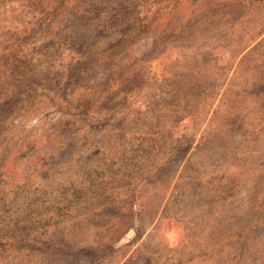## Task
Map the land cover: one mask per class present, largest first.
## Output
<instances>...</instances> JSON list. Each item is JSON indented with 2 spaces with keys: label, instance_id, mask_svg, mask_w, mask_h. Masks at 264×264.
I'll list each match as a JSON object with an SVG mask.
<instances>
[{
  "label": "rangeland",
  "instance_id": "obj_1",
  "mask_svg": "<svg viewBox=\"0 0 264 264\" xmlns=\"http://www.w3.org/2000/svg\"><path fill=\"white\" fill-rule=\"evenodd\" d=\"M0 264H264V0H0Z\"/></svg>",
  "mask_w": 264,
  "mask_h": 264
}]
</instances>
